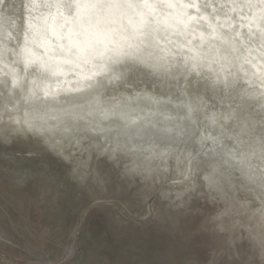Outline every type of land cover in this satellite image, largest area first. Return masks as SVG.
I'll list each match as a JSON object with an SVG mask.
<instances>
[{
  "label": "bare ground",
  "instance_id": "1",
  "mask_svg": "<svg viewBox=\"0 0 264 264\" xmlns=\"http://www.w3.org/2000/svg\"><path fill=\"white\" fill-rule=\"evenodd\" d=\"M80 1L70 17L78 0H0V121L145 159L183 151L187 170L203 158L264 185V0H140L129 37L117 0Z\"/></svg>",
  "mask_w": 264,
  "mask_h": 264
},
{
  "label": "rangeland",
  "instance_id": "2",
  "mask_svg": "<svg viewBox=\"0 0 264 264\" xmlns=\"http://www.w3.org/2000/svg\"><path fill=\"white\" fill-rule=\"evenodd\" d=\"M186 154L0 121V264H264V185Z\"/></svg>",
  "mask_w": 264,
  "mask_h": 264
},
{
  "label": "water",
  "instance_id": "3",
  "mask_svg": "<svg viewBox=\"0 0 264 264\" xmlns=\"http://www.w3.org/2000/svg\"><path fill=\"white\" fill-rule=\"evenodd\" d=\"M48 1V5L52 8V11H53V9L55 10V7H54V3H52V1L53 0H50V2H49V0H47ZM83 1V0H82ZM135 0H117V5H116V7L117 8H119L120 10H121V12L123 13V18L120 20L119 18H117L116 17V20L114 21V22H112L111 23V26L113 25V24H115L114 25V29L116 30V32H117V34H119L120 32L121 33H123L121 30L124 28L125 29V32H126V36H132L133 35V33H134V31H135V29H136V27H139V25H140V22L137 24V21L136 20H141V18H143V15L145 14V9H140V7H142V5H140V0H136V1H138L137 3L136 2H134ZM83 3H81V1L80 0H78V2H77V4L75 5V4H73L72 3V5H75L76 6V9L74 8L72 11H70V10H67V11H65L67 14H69V16L70 17H78L79 15H80V13L81 12H77V11H79V10H77L78 9V7L79 8H81V5H82ZM93 4V5H92ZM144 4H146L145 2H144ZM88 5H92V6H90V7H88L87 8V10L89 11V10H91L92 8H94V7H96V3L94 4V2H90V4H88ZM137 6H140L139 7V9H137ZM258 6V5H257ZM97 10V9H96ZM92 12V11H91ZM113 12V11H112ZM128 13H130V14H135V17H132L131 15V18H129L130 16H128ZM100 14H102V12L100 11ZM111 14V13H110ZM261 14H263V13H261ZM260 14V15H261ZM90 15H92V13H90ZM108 17H110V16H108ZM146 17V16H145ZM144 17V18H145ZM148 18H149V16H147ZM127 18H129L130 20L129 21H125V19L127 20ZM135 18V19H134ZM55 19H56V17H55ZM95 19H93V21H94ZM56 22V20H54L53 19V22ZM258 21L261 23V19H260V17H258ZM137 24V25H136ZM90 25H93V24H90ZM117 28H120V30H118ZM232 30H230V32H231ZM121 37V36H120ZM251 37V38H250ZM250 37L249 38H247V39H245V38H242V41H244V40H246L247 41V45L248 44H251V42H254L253 41V38H252V36L250 35ZM249 41V42H248ZM254 44V43H253ZM260 44H262L263 46H264V44H263V41L260 43ZM262 45H261V47H262ZM109 46H113V43L112 42H109ZM84 59V57H82L81 59L80 58H76V57H63V58H61V59H59L61 62H69V64L71 65H73V66H75L76 67V65H77V63L81 60H83ZM67 69H65L64 71H66ZM260 76L261 78H259V77H257V76ZM257 76L255 77V79H256V83L255 84H253V85H258L257 87L258 88H260L259 90L260 91H262V90H264V72L263 71H258V73H257ZM88 80H83V79H78V81H80L81 83H83V82H88V83H92V79H89L88 77H86ZM70 79H74V77H72V78H70ZM74 81V82H73ZM77 81V82H78ZM76 82V80H70V82H68V83H75ZM71 89H73V88H71Z\"/></svg>",
  "mask_w": 264,
  "mask_h": 264
}]
</instances>
